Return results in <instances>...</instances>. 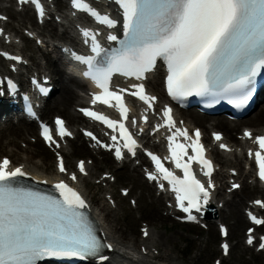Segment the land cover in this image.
I'll return each instance as SVG.
<instances>
[{
  "label": "snow or ice",
  "instance_id": "1",
  "mask_svg": "<svg viewBox=\"0 0 264 264\" xmlns=\"http://www.w3.org/2000/svg\"><path fill=\"white\" fill-rule=\"evenodd\" d=\"M25 2L35 3L40 15L45 14L40 0ZM119 4L126 21V39L120 48L108 54L96 42V34L84 29L82 34L92 40V52L100 59L77 56L76 60L88 66L89 70L84 75L102 90L101 94L94 95L92 103L100 102L111 107V101H115L114 106L119 109L122 120H113L88 109L81 111L93 120L106 124L113 132L119 129V138L123 143L118 146L117 135L111 136L112 145L101 144L91 132H85V135L102 147L109 150L115 148L117 159L123 158L122 148L135 154L138 145L123 122L128 118L129 109L121 93L128 92V89L110 90L109 86L116 73L136 80L145 79L146 73L153 70L158 59L167 65V92L174 100L193 94L212 97L224 94L237 107L248 102L251 85L264 69V0H119ZM72 5L88 12L98 23L114 26L115 21L111 17L93 9L85 0H72ZM2 34L3 30L0 29ZM109 39L115 41L116 36H109ZM4 55L8 59L19 60V57ZM131 88L135 91L128 94L137 97L149 109L153 107L157 98L146 93L143 83L133 84ZM171 113L172 109L165 107L163 126L175 129L168 137V150L175 167L183 171V178L164 167L158 156L152 153L148 155L155 164L159 178L171 185L177 207L187 214L189 221H195L193 211H201V200L204 204L208 203V189L213 185L209 179L206 188L196 178L191 165L195 161L202 166V170L207 168L208 171L203 174L210 177L212 162L204 157L200 131H195L193 139L187 129L176 127ZM132 124L135 126L136 121L133 120ZM55 125L61 139L71 135L62 119L57 118ZM41 134L50 146L60 147L47 125L42 126ZM244 135L252 138L251 132L246 131ZM214 136L216 140L222 139L220 134ZM178 137L190 143H179ZM255 143L260 149L255 152V160L259 176L264 180V136L255 137ZM220 147L227 149L224 144ZM188 148H191L193 155L188 154ZM252 155L249 151V156ZM185 156L188 157L187 162ZM58 160L59 171L65 173L67 169L63 157L58 155ZM10 163L8 158L0 161V264H38V261L46 258L84 260L98 256L104 247L111 248L110 244L105 245L98 238L81 211L87 205L76 189L63 181L57 183L58 199L15 186L16 178L26 173L22 167L10 168ZM78 167L82 174L87 175L84 161H80ZM71 179H77L75 173L71 174ZM148 179L156 180L158 176L148 173ZM256 203L261 204L260 201ZM250 217L256 224H264V220L252 214ZM144 235H149L147 229ZM248 243H253L251 236ZM223 247L227 252L228 245ZM260 247L264 248V243ZM100 258L106 259L103 256Z\"/></svg>",
  "mask_w": 264,
  "mask_h": 264
},
{
  "label": "bare ground",
  "instance_id": "2",
  "mask_svg": "<svg viewBox=\"0 0 264 264\" xmlns=\"http://www.w3.org/2000/svg\"><path fill=\"white\" fill-rule=\"evenodd\" d=\"M58 5L60 6V9L62 11L64 9H67V3H65L63 0H58ZM0 8L2 9V11H5L6 14L10 16L11 19L13 20L11 23L8 22L4 24V27L7 29V32L10 34L15 33L17 35V38H21L23 41H25V47L28 46L29 39L24 35L18 36V31H19L21 24L25 25L26 28H24V30L28 29L29 31H36L39 35H41V37L43 36L44 43L49 42L46 39L47 34L42 30V28L39 25H37L35 18L32 16V14L29 11L18 13L13 8L11 7L9 8L8 6H4L2 4H0ZM15 22H17V24ZM55 26L57 25L49 24V27H51V31H49L48 34H50L51 37L56 36ZM68 32L70 33L69 30ZM34 41H35V48L40 50V52L42 53V56H45L46 58H48L50 52L44 53L41 50L43 46L42 47L37 46L36 39ZM2 45H3V40L0 39V46ZM12 47L18 49L17 45L12 46ZM19 51L22 52L21 50ZM26 58L28 59L30 58V59H33L35 62H38L37 58L34 55H27ZM48 68L50 70L49 74L53 78L55 86L57 84V86L59 87L58 91L60 92V96L55 101V104L53 105L49 104L48 106L49 110L44 112V116L47 117V114L50 112H57L56 115H59V116H62V114H59V113H63V116L68 120L69 124L73 127H77L79 124L81 125L87 124L86 120L82 118L76 112V109L74 107V105L76 106L80 105V103L83 101V97L79 93H76L72 90V85H70V83H73L79 87H84V85H82L78 81V79L74 77H69V76L67 77L66 72L60 67L59 63H57L56 60L52 58L49 59ZM158 77H159L158 73L152 76V79L149 82V87L156 94L162 95L161 84L157 82ZM56 87H55V90H57ZM181 115L183 116L184 119H186L188 123L193 124L195 126L203 127V128H205L204 123H207L209 121L208 118L201 116L194 112H190V113L182 112ZM261 124H264V106L260 110V112L254 117L245 119L240 122H230L224 119H218L215 121L214 127L223 131L229 142L237 143V140L232 135V132L234 130L241 128V127H252V128H255V130H257L258 133H261L264 129V125L261 126ZM205 130L207 131V128H205ZM34 133H36V128L33 124L19 123L18 125H12V123H6L4 127L0 126V149H2V151L5 150L7 153V154H1L0 159L4 156H11L13 157L12 160H13L14 165H17V166L25 165L32 173L40 176L42 179L50 178L51 176L56 175L55 168L53 169L51 165L49 164H47L46 166L44 165L45 160L48 157H50V154L46 155L44 150H39L38 153L42 155V162L40 161L35 162L29 158H26L24 155L21 156L22 158L20 157L15 158L14 151L9 150L10 145L16 144V138H22V137L29 138V137H32ZM79 137H80V134H78L77 138ZM77 145H81V147H83V143L81 144L78 142ZM69 147H71L72 151L67 152V149ZM75 151H76V148L74 144L71 141H69L68 147H65V154L67 155V158H68L67 165L72 168H73L71 164L72 155H70L71 154L70 152L74 154ZM89 152L93 153L91 150H89ZM216 153L219 154L218 151H216ZM231 156L232 155L224 154V158H218L219 164H223L229 167L226 174L223 172L218 175V180L220 182H226V178L228 179L230 178L229 170L231 168L242 167L243 160H245V158L242 159L239 156V157H236L237 161L233 162L231 160ZM105 158H108L107 154H105ZM77 160L75 161V164ZM100 167H104L101 162H95L94 165L92 166L88 165V168L91 172H93L94 170L98 172ZM106 167L110 169L113 166H106ZM113 168L116 169L117 174H118V170H120L121 168H127V171L124 174H119V177H122L123 179H131V182L134 184L132 188L133 191H136L137 189H141V192L138 196L139 199L143 197V193L145 191L148 192V196L152 198V192L150 190L151 187L147 185L146 181L143 178L140 177L137 167L131 166L130 164L129 166H123V167L116 165ZM133 172L137 173L136 175L137 177L135 176L134 180H133V177H134ZM105 173H108V172H105ZM97 174H98L97 178H99L101 174L99 172ZM240 179L242 180L244 187L242 191V196L239 197L238 200L235 201L236 203L231 204V206L235 207V212L233 214L234 223L231 226V237L232 238L237 237L238 241L236 245L241 248L242 240L240 238V233L247 223H246V219L244 215L240 213L239 207L244 203L245 196L247 193H249V191H255L256 193L263 195V196H264V191L256 190L255 186H250L248 184H245L246 177L243 176V173L241 174ZM80 185L81 186L83 185L86 188V186L88 185V179H84L83 182L80 183ZM228 187L230 188L229 184H228ZM95 188L99 189V186H95ZM88 196L92 199V201L95 204L96 208L94 209V214L96 216V219L98 220L102 228L106 231L107 235L113 239L114 243L116 244V249L118 250V253H114L112 255L111 260L105 264H149V263L151 264H190L188 261H185V260L180 262V259L177 255L172 253L170 250L168 251L167 245L168 244L173 245L172 243H174L173 239H171L169 236L164 235V234L161 235L159 232H155V230L152 227H150L149 238L148 239L139 238L136 236V231H135L133 221L131 223L132 224L131 227L133 228L130 233L126 229L127 227L123 228L122 226L118 224V222H116L115 219H118L119 216L117 214L112 215L113 210L104 201H101V204H99V199L96 197V194L94 192H88ZM219 196L221 199L217 202V204L220 202H224L225 205H228V204L230 205V201L232 200L228 198L230 195L219 194ZM152 203L156 204V208H153V212H154V217L158 219V217L160 216L159 207L162 206L163 199L158 197L155 201H152ZM220 217L222 218V220H225L227 218V216L222 212L220 213ZM142 246H146L148 247V249H151L152 253H154V250L161 248L160 258L156 256H146V257L136 256L135 255L136 248L140 250ZM131 257H136L138 262L137 263L131 262L129 260V258Z\"/></svg>",
  "mask_w": 264,
  "mask_h": 264
},
{
  "label": "rangeland",
  "instance_id": "3",
  "mask_svg": "<svg viewBox=\"0 0 264 264\" xmlns=\"http://www.w3.org/2000/svg\"><path fill=\"white\" fill-rule=\"evenodd\" d=\"M25 28V26H21L19 29V34H22V30ZM29 45L31 48V51L26 52V55L28 54H35V49L34 41H29ZM41 53H37V57L40 58ZM36 67V66H35ZM48 61L46 59L40 58L38 59V68L43 70V71H48ZM59 95V94H58ZM58 95L53 99L55 100ZM57 100V99H56ZM55 100V101H56ZM53 102V104L55 103ZM53 112H50L48 114V117H51ZM37 139V137H32L31 139L28 138H18L16 139V144L10 145L9 150H14L16 157L25 156L26 158L31 159L32 161H41L42 156L39 154H35L36 150H44L47 154H50V157L45 161V166L47 164H50L52 167H54V155L50 153L48 149H46L43 144L38 141L37 143H34L33 141ZM79 142L78 140L74 142V145ZM76 147V146H75ZM27 148V151L25 152L24 150ZM4 151V153H3ZM0 149V155L1 154H7L5 150ZM93 158V156H90L88 154V151H83L79 152L76 149V152L74 154V158H82V159H88V158ZM74 158L72 159L74 163ZM103 169V168H101ZM123 173V171H120ZM133 175H136L133 173ZM135 178V176H134ZM133 178V179H134ZM249 183V181H248ZM121 187H132V182L131 180H125V179H120L119 183L116 184L114 187V190L118 192L119 188ZM90 191H95L93 188L90 187ZM140 193V189L136 190L134 193L132 192L130 197L134 196L135 198L137 197V194ZM242 196V190L238 192L235 197L234 201L231 204L236 203L235 200L239 197ZM129 197V198H130ZM153 197L155 198L154 192H153ZM257 196L255 194H248L245 197L244 204L239 207L240 213L243 214V209L246 207L247 203L252 200L253 198H256ZM127 198L122 199L120 202V207L118 210L115 211V213H112V215L118 214L119 218L115 219L116 222L123 228H126L128 232L131 233L132 228L131 223L132 221L134 222V227L136 231V236L140 237L141 232H140V227L142 226V223H149L152 228L155 229V231H159L161 235H167L171 239H173L174 243L173 245L168 244V251L170 250L172 253L177 255L179 259H183L185 261H188L190 264H211L215 258L219 256V236H218V231L217 228L214 226L211 228L209 231H204L198 228H191L189 226H183L178 223H176L174 220L170 218L165 217L162 214L164 205L159 208V217L156 219L154 217V212L153 208L156 207L155 204L150 205V199L147 198V192L145 193L144 199L137 200L139 204V209L134 210L130 204V199ZM138 198V197H137ZM228 206L227 209V214H231V216L227 219L228 223L230 226L234 223V217L233 214L235 212V207L234 206ZM141 213L143 214L142 219H138V217L142 216ZM146 215V216H145ZM245 228H243L241 232V237L243 238V231ZM216 236V240L214 241V237ZM232 242L234 244L237 243L236 238H232ZM175 246V248H174ZM175 250V251H174ZM215 250L217 252H215ZM242 250L239 247H235L232 250V254L228 259H225L223 264H253L256 262L264 263V256H259V255H253L252 251H247L245 250L243 253L241 252Z\"/></svg>",
  "mask_w": 264,
  "mask_h": 264
}]
</instances>
